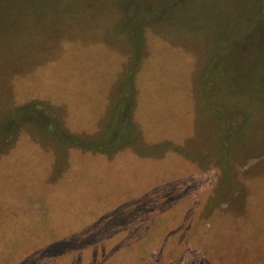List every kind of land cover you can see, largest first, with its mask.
Returning a JSON list of instances; mask_svg holds the SVG:
<instances>
[{"label":"rangeland","instance_id":"rangeland-1","mask_svg":"<svg viewBox=\"0 0 264 264\" xmlns=\"http://www.w3.org/2000/svg\"><path fill=\"white\" fill-rule=\"evenodd\" d=\"M0 264H264V0H0Z\"/></svg>","mask_w":264,"mask_h":264},{"label":"trees","instance_id":"trees-1","mask_svg":"<svg viewBox=\"0 0 264 264\" xmlns=\"http://www.w3.org/2000/svg\"><path fill=\"white\" fill-rule=\"evenodd\" d=\"M220 109L223 110L222 105L220 103H218L217 101H212V103H210L209 110H211L210 112L217 119L218 118L220 119L223 116V111H221ZM237 116L244 117V121H243L242 126L240 127L239 133L237 132L238 134H235L236 137L241 138V137H243V134L245 133V131L248 128V126H250V124L252 122V119H253V117H252L253 114L249 110H245L244 113H236V112L233 111L229 117H237ZM227 127L224 130V133L225 134L228 131ZM228 134L229 133H227L226 135H228ZM231 134L232 133L230 132V135ZM221 144H222V146L220 148V151H223V149L225 148V150H224L225 151V154L228 153V150L231 148L232 143L229 144V142L221 141ZM227 145H229V146H227Z\"/></svg>","mask_w":264,"mask_h":264}]
</instances>
